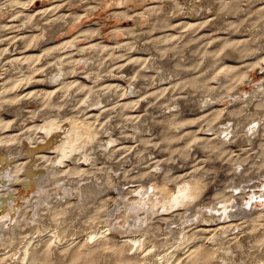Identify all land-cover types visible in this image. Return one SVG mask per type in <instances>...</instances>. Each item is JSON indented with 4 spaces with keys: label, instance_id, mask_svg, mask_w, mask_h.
<instances>
[{
    "label": "rangeland",
    "instance_id": "374dc122",
    "mask_svg": "<svg viewBox=\"0 0 264 264\" xmlns=\"http://www.w3.org/2000/svg\"><path fill=\"white\" fill-rule=\"evenodd\" d=\"M0 26V86L9 82L7 91L0 89V100L10 97L16 104L0 101V119L6 123L0 137L13 136V148L20 152L10 163H25L30 146L54 139L44 128L49 117L66 132L72 117L95 116L98 131L97 142L73 150L71 158L58 156L51 146L45 149L53 172H71L65 182L55 176L46 183L45 198L62 200L60 206L50 205L59 209L50 211L53 222L47 220L55 225L43 237L33 236L36 223L23 224L33 215L28 203L20 243L16 239L8 249L2 247L0 264H31L18 261L30 237L39 251L36 264H156V251L143 257V249L132 246L129 236L139 234L128 223L125 230L115 224L97 238L87 232L117 220L108 212L122 195L139 201L142 190L152 193L150 188L166 179L180 204L160 206L144 223L150 227L146 246L157 237L181 239L178 220L187 215L186 226L198 230L200 240L188 246L191 252L180 250L175 264H264V0H0ZM6 54L21 58L22 65L9 62ZM60 58L71 60L69 74L55 62ZM225 67L229 75L222 77ZM69 80L77 84L64 86ZM45 90L55 91V99L40 106L37 96ZM27 92L32 97L23 101L20 96ZM248 99L262 105H247ZM164 130L173 138L170 143L162 142ZM65 146L71 151L72 145ZM198 176L206 188L186 206L187 196L178 187ZM68 180L100 184L101 206L91 200L81 210ZM16 188L21 196L22 184ZM66 200L76 206L73 211ZM221 204H231L227 218L220 215ZM55 227L59 235L63 230V238H57Z\"/></svg>",
    "mask_w": 264,
    "mask_h": 264
},
{
    "label": "bare ground",
    "instance_id": "6f19581e",
    "mask_svg": "<svg viewBox=\"0 0 264 264\" xmlns=\"http://www.w3.org/2000/svg\"><path fill=\"white\" fill-rule=\"evenodd\" d=\"M38 20H39V18H38ZM24 23H26V22H24ZM2 29H4V26H2ZM17 40H18V38H17ZM24 43H29V40H26ZM22 44H23V42H22ZM81 49H82V47H81ZM15 50H16V48H15ZM35 55H32V56L30 55V56L32 58H34V59L38 58L37 57L38 55L36 57H35ZM11 56H12L11 54H10V56H9V54L8 55L6 54L5 59L6 58H10ZM67 57H68V60H69V56H67ZM20 59L21 58H19V57H12V58L9 59V62L16 63V65L17 64H21V63H19ZM68 60L65 62L63 58H60V60H59L60 62L57 61V59L55 61L57 63V65H60V68L62 70L61 72H62L63 75H66L67 72L69 74V69H68L69 67L68 66L71 63V60L69 62H68ZM25 64H26V62H25ZM223 70H222L223 71V74L221 76L222 77L228 76L229 75V68L228 67H225ZM221 76H219V79H220ZM246 77L247 76H244V77H241L240 79H238L236 87L234 86L236 89L234 87H232V88L235 89V90H237V86L240 85L241 83H243L244 82V79H246ZM27 79L28 78H26V80ZM20 81L19 82L22 83V80H20ZM13 82H15V81L13 80ZM13 82H10V83H13ZM46 82H48V81H46ZM8 84H9V82H6V84H4L3 87L0 86V89L1 88H5V90H6L9 87V86L7 87ZM16 84H18V82L15 83V85ZM48 84H49V82H48ZM48 84H47V86H48ZM74 84H77V82L74 83V81H70L69 80L68 82H65L64 83V86H70V85H73L74 86ZM75 86L77 88L78 87H80V88L82 87L80 85L79 86L75 85ZM117 86H119V85H117ZM112 87H114V86H112ZM13 88H15V87H13ZM62 88H63V86L60 87V88H58V89L56 88L57 89L56 91L58 92ZM232 88L230 90H232ZM263 89H264V87H263ZM68 90H70L72 92V90L70 88ZM162 92H164V91H162ZM162 92H160V93H162ZM31 93H33V92H31ZM54 93H55V91L53 92V91H46L45 90V92L43 91V93H41L40 95H38L37 97L39 98L38 100H39L40 106H41V103L43 104L42 106H45V105H47L45 102L51 101L50 99H55ZM236 93L237 92H235V94ZM35 94H36V91H35V93H33V95H35ZM28 95H30V94H28V92H27V94H24V95H22L20 97L23 98V101H24V99H26V97H29L30 98L31 95L30 96H28ZM146 95L147 94H145V96ZM150 95H151V92H150ZM237 95H238L237 96L238 100L242 99V98H240V94H237ZM20 97H18V98H20ZM35 97H36V95H35ZM8 98H10V97H8ZM8 98L6 97V98H3L1 100H4L3 104H5V102H8L7 105L9 106V104L11 105V103H13V101L9 100ZM235 99H236V96H235ZM17 100L18 99H16V102H17ZM27 100H29V99H27ZM251 100L252 99L246 100L247 103H248L247 105H249V103H252ZM19 101H21V100H19ZM238 103H240V102H238ZM0 104H1V102H0ZM13 104H15V103H13ZM19 104H20V102H19ZM93 104H95V102ZM252 105H253V107H256L257 108V106H261L262 104L259 105L258 103H254V104L252 103ZM89 106H92V105H89ZM39 110H41V109H39ZM24 111H26V110H24ZM37 111H38V109H37ZM255 111H258V110L256 109ZM87 112L88 111H86V113ZM28 113H30V112L27 111V114ZM86 115H89V114H86ZM35 117H32L31 116V119H33V118L35 119ZM29 118H30V116H29ZM94 119H96V117L95 116L94 117L91 116V117H86V118L84 117V119L82 121H80L78 118L72 117L69 120V123L67 125V126H69V130H67L65 132V127H63V126L60 127V123L57 122V119H50V117H49L48 119H46V122H45L46 124H45V127L44 128L45 129L48 128V132L50 134H53L54 139H50L48 142H46V141H42L41 142V140H39V142H41V145L40 146H38V147H33V146L31 147L30 146L28 148V150H26V152L28 154V159L26 160L25 163L17 162V161H16V163H10V162H12V159L11 158L13 156H16L17 154H20V152L16 151L13 148V147L16 146L14 144L15 139H14L13 136L0 137V152L2 153V154H0V160H1L0 163H3V160H4V163H6V165H3L2 167H0V251L1 250H4L2 248L4 246H5L6 249H8V246H10V244H12L18 238V236L19 237L21 236L19 234V231H20L19 230V228H20L19 226L22 225V222L21 221L24 219V216H23L24 213L23 212L26 209H28V206H27L28 203H30L29 204L30 205L29 206L30 208H31V206L33 207V210H32L33 211V215L29 218V222H26L24 220L25 222L23 224H27L28 223L29 225L30 224L31 225H34L35 223L36 224L38 223L37 226L35 224L34 229H32V230H34V233L32 232L33 233V236H34V234H36V238L39 237V236H42L45 232H47V230L52 225H55V223L54 224H52V223L50 224L49 222H47V220L50 219L49 218L50 211H52L51 213H53V212L55 213L59 209H56L54 211L53 209L55 207L54 208H51L50 205L52 204V202H54V204H56V206L57 205L60 206V203H61L62 200L61 201L58 200V199L54 200L52 198L54 201H49V200H47L45 198V196H44L43 193L46 190V186H47L46 183L49 180L55 178V176L56 177L57 176L61 177L60 180H57L58 182L59 181L60 182H65L66 181V178L69 179L71 177L70 176L71 175V172H65L63 170H60V171H57V172L56 171L53 172V168L51 167V163H49L48 161H46V159H47L46 158V153H48V152L45 151V149H47V147H50L51 146V149L54 148L53 150L57 151L58 156H60V157H62V156H64V157H70L69 155L73 152V150L78 149V151H80V150L85 149L86 145H90V144H93V143L97 142L98 131L94 127L95 126L94 123H93V120ZM5 124L6 123H4L2 119H0V131L3 128V125H5ZM16 124H17L16 121L12 122V126H16ZM156 124L158 125V123H156ZM168 124L170 126L172 125L170 122ZM160 128L162 130V127H160ZM261 130L264 131V126L261 128ZM167 132H168L167 130H164L163 131V133H164V135L162 137V142L163 143H170V141H172V139H173L171 136L168 135ZM252 132H254V130ZM252 132H250V133H252ZM29 138L30 137L27 138V142H31V140H29ZM66 141H67V143H66ZM65 145H69V146L72 145L71 146V151L68 150ZM11 149H13V150H11ZM37 151L40 152L41 154L40 153L37 154ZM18 160H20V159H18ZM72 160H74V159L72 158ZM8 163H9V165H8V167L6 169V166H7ZM73 172H77V171H73ZM19 173H21V176L22 177L19 176L20 175ZM4 179H6V180L3 181ZM95 180H97V182H101V180H99V178H95ZM89 182H91V180H89ZM168 182H169V180L166 179L165 182H163L162 184H155V186L152 189L150 188V190L152 191V193L151 192L149 193V190L148 189L142 190L140 192V193H142L141 194L142 195V198L139 201H134V200H131L129 198H125L122 195V201L117 205V207L115 209H113V210H111V211L108 212V215L110 217H113V220H115V219H117V220H115V222H113V224L110 222L109 225H107V224L106 225H102V227H97L96 226V228H94V229H93V227L92 228H89V233L87 232V234H89L90 237H92V238H94V237L97 238L96 236H98V235L107 234L109 231L114 230L115 229V224H117V228H123V230H125V228H127V226L125 227V224L128 223L129 228H131V226L132 227H135L136 229L133 228V230L137 231V234H139L137 236H129L130 239H131V241L133 242V245L132 246L134 247L135 245L138 244L139 245L138 248L139 249H143L142 250L143 257H146L147 255H153V253H155V251H156L157 252L156 253L157 256L154 259V261H155L156 264H175L174 261H176V259L174 260V258L179 253V251L180 250H183L185 248L188 251L189 250L188 249V246H190L191 244H194L196 242L198 243L199 240H200L199 239V235L201 233H199L198 230L193 231L191 227L186 226V224H187L188 220L190 219V217L187 216V215H185V216L181 217L178 220L179 221V224L181 225V230H180V233L179 234H183V237L181 239L178 236V237L172 238L171 239L172 241H170L168 238H161L160 239L159 237H157V239L155 240V243L154 244H151V245L146 246L147 245V242H148V237L147 236L150 235V227H149L148 224H144V223L150 222V220L153 219V217H155V215H157L159 213V211H160L159 210V207L160 206H162V207H164V206H166V207L171 206V208H175V207H177L180 204V203H178V201H177L176 198H173V195L175 193L169 187ZM18 183L19 184H22V189L24 191V192H22L23 194L21 196L17 192V190H19V189H17L18 187L16 188V184H18ZM67 185L71 186V188H70L71 190L69 191L70 192L69 194H70V196H74L76 198V200H78L79 207H80V209L82 208L81 210L85 211L88 208V204H90L89 202L91 200L95 201V202H93L94 204H97V205L101 206L100 204L103 202V200H100V198L98 199L97 198V195L99 193L101 194V192H103L104 190L102 189V187H101L100 184H91V183H85V184H83V182H79V183L72 184L68 180L67 181ZM67 185L66 186L64 185L63 187L66 188ZM205 188H206V183L204 181V177L203 176H198V177H196L194 179L191 178L189 181L183 182V184L178 187V191H181L182 190L185 193V196H187V202L186 203L184 202L185 203L184 205L187 206L188 204H191L192 202H194L197 199H199L201 197V194H202L203 190H205ZM154 190H157L158 193L154 194ZM49 193H50V191H49ZM61 195H63V194H61ZM38 200H40V201H38ZM71 200H72V198H71ZM258 200H259V202H261L260 199H258ZM40 202H42V203H40ZM71 202L72 201L66 200V203H68V207H69L70 211L71 210L73 211L76 208V206L75 205L73 206L72 205L73 203L71 204ZM220 206H223V210H222V212H221L220 215L221 216L223 215L224 217L227 218L228 215H229L228 207L231 208V204H221ZM44 207L45 208H48L49 210L47 209V211H43L42 209ZM198 211H199V213L202 212V208L198 209ZM21 213H22V215L19 216ZM130 219H132L133 221L132 222H129ZM49 221H52L53 222V220H51V219ZM32 223H34V224H32ZM103 223L104 224L107 223V220L103 221ZM29 225L27 227H29ZM59 228H61V226ZM90 229H92V230H90ZM24 230H25V228H24ZM169 230H171V228H169ZM51 231H52V229H51ZM51 231H49V232H51ZM53 231H54V233H56L57 235H59L58 234V228L55 227L53 229ZM62 231L63 230H61V232H59L60 235L57 236L58 239H60V237L63 238V236L61 235L62 234ZM199 231H200V229H199ZM23 232H25V231H23ZM28 233H30V232H28ZM51 234H53V233H51ZM29 235H31V234H29ZM26 236H27V234H26ZM22 237H24V236H22ZM34 238L35 237H30V238H28L26 241H24L22 243V247L20 248L19 256L17 255L18 256V261L21 262V261H23V260L26 259V261L28 260V262L31 263V264H36V263L40 262L39 261V255H38V252L39 251L37 250V246H36V244H31V241H33ZM64 238H66V237H64ZM92 238H90V239H92ZM52 239L54 240V238H52ZM21 240H22V238H21ZM15 242H17V241H15ZM18 242H19V240H18ZM14 245H15V243H14ZM37 245L39 246V244H37ZM19 247L20 246H18V248ZM135 248H137V247H135ZM161 253H163V256H161ZM0 256H2V258H3L4 255H0ZM10 256H11V254H10ZM23 262H25V261H23Z\"/></svg>",
    "mask_w": 264,
    "mask_h": 264
}]
</instances>
